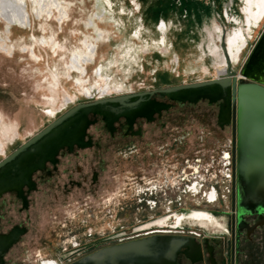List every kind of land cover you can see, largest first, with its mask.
<instances>
[{
	"label": "flooded vegetation",
	"instance_id": "1",
	"mask_svg": "<svg viewBox=\"0 0 264 264\" xmlns=\"http://www.w3.org/2000/svg\"><path fill=\"white\" fill-rule=\"evenodd\" d=\"M207 2L215 7L231 4L230 0ZM35 4L40 14L47 9L52 15L50 8L54 7L60 11V21L66 15L57 0ZM170 5L176 6L172 1ZM22 6L24 22L9 20L1 10L0 16L9 25L28 28L31 18L25 0ZM220 27L218 44L225 56L221 39L227 50V29ZM165 28L162 22L161 31ZM88 43L83 42L86 51L72 54L73 70L82 74L85 64L91 63L83 61ZM97 72L101 74V68ZM222 74L216 71L178 81H161L160 76L151 86L103 95L102 89H109L104 80L100 95L79 101L152 91ZM90 91L86 93L91 95ZM150 98L166 105L120 114L109 121L100 113H90L80 142L62 145L53 159L33 171L29 184L0 195V234L14 237L2 255V264H71L98 248L158 233L193 234L191 249L180 250L175 264H264V211L239 212L237 208L232 97L180 100L154 91ZM50 201L59 206L48 210L49 242L30 249L32 242L26 239L35 228L36 204Z\"/></svg>",
	"mask_w": 264,
	"mask_h": 264
},
{
	"label": "rangeland",
	"instance_id": "2",
	"mask_svg": "<svg viewBox=\"0 0 264 264\" xmlns=\"http://www.w3.org/2000/svg\"><path fill=\"white\" fill-rule=\"evenodd\" d=\"M57 1L66 12L62 21L54 7L52 15L47 9L40 14L37 0H25L28 28L9 25L0 16V158L71 104L100 95L105 78L109 89L103 95L148 87L160 76L161 81H178L219 73L226 66L218 44L220 25L227 29V48L230 37L229 50L231 37L238 33L244 39L231 62L243 80L240 68L264 28V15L256 18L257 0H230L218 7L207 0ZM85 40L96 47L82 74L73 70L72 54L86 51ZM58 206L54 201L36 204L35 228L26 239L30 249L49 242L48 210Z\"/></svg>",
	"mask_w": 264,
	"mask_h": 264
},
{
	"label": "water",
	"instance_id": "3",
	"mask_svg": "<svg viewBox=\"0 0 264 264\" xmlns=\"http://www.w3.org/2000/svg\"><path fill=\"white\" fill-rule=\"evenodd\" d=\"M226 70L221 76L206 80L182 82L144 90L97 97L73 103L33 135L0 158V195L7 190H20L29 184L34 170L53 159L64 144L80 142L90 122V113H100L106 120L120 114L143 112L150 107H162L150 94L173 99L194 100L204 96H229L234 103V128L238 152L239 212L264 211V28L237 72L222 37ZM193 234L158 233L98 248L71 264H175L180 250L192 247ZM14 240L11 234H0V264L2 255Z\"/></svg>",
	"mask_w": 264,
	"mask_h": 264
},
{
	"label": "bare ground",
	"instance_id": "4",
	"mask_svg": "<svg viewBox=\"0 0 264 264\" xmlns=\"http://www.w3.org/2000/svg\"><path fill=\"white\" fill-rule=\"evenodd\" d=\"M40 3L43 5H45V3L48 0H39ZM54 1V0H53ZM250 0H246V4L249 3ZM50 3V2H49ZM258 3V7H259V12H258V17H256L258 20H260L263 15H264V0H257ZM36 5V4H35ZM56 7V5H54ZM50 7V6H49ZM63 7V6H62ZM61 7V9H62ZM23 6H22V0H0V10L3 13L4 16H6L9 20H22V15H21V10H22ZM47 8V7H46ZM24 12V10H23ZM27 13V11H26ZM25 13V14H26ZM60 13V11H59ZM63 13V12H62ZM29 16V15H27ZM25 17V16H24ZM7 20V21H9ZM23 21V20H22ZM24 22V21H23ZM12 23V22H11ZM18 23V22H17ZM95 25V24H94ZM20 26V25H18ZM97 28V27H96ZM99 36H101V32H98L97 37L95 38V42L100 39ZM103 36V35H102ZM91 42V41H90ZM88 43V49H87V53L84 55H82L83 57V61L84 62H92V59L95 57V47L96 44L95 42H91ZM231 42H233V45L231 46L230 50L228 51L227 48V53L230 57V60L232 62V59L234 60L236 57L235 53L237 49H242V45L244 43V39L237 33L235 36L231 37ZM130 50V49H129ZM230 52V54H229ZM78 57V56H77ZM75 59V58H74ZM77 60V58L75 59ZM74 61V60H73ZM76 68V67H75ZM224 69H220L219 73H224L226 68L225 66L222 67ZM83 71V70H82ZM98 71V70H97ZM84 72V71H83ZM99 74V73H98ZM238 75V74H237ZM100 77H103L102 74H99ZM243 77V76H242ZM244 78V77H243ZM240 79V78H239ZM106 80V78H105ZM108 86V85H107ZM108 90H104L102 89V94L106 93ZM91 91H88V93H90ZM49 113L53 114L54 111H49Z\"/></svg>",
	"mask_w": 264,
	"mask_h": 264
}]
</instances>
